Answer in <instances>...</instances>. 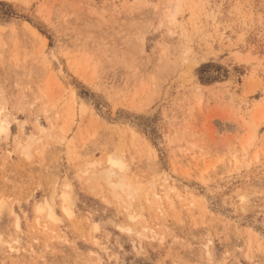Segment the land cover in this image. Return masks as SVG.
I'll return each instance as SVG.
<instances>
[{
	"label": "rangeland",
	"instance_id": "obj_1",
	"mask_svg": "<svg viewBox=\"0 0 264 264\" xmlns=\"http://www.w3.org/2000/svg\"><path fill=\"white\" fill-rule=\"evenodd\" d=\"M0 109V264H264V0H0Z\"/></svg>",
	"mask_w": 264,
	"mask_h": 264
},
{
	"label": "bare ground",
	"instance_id": "obj_2",
	"mask_svg": "<svg viewBox=\"0 0 264 264\" xmlns=\"http://www.w3.org/2000/svg\"><path fill=\"white\" fill-rule=\"evenodd\" d=\"M0 110H1V109H0ZM3 116H4V115H3ZM3 116L1 117V115H0V129L4 127V124H3V123H4L5 119H4V121H3ZM2 121H3V122H2ZM5 123H6V121H5ZM5 125H6V124H5ZM4 129H7L6 126H5ZM3 132H5V130H4ZM113 163H114V161H113ZM116 164H117V163H116ZM120 165H121V163H120ZM119 186L122 187V183H120ZM130 193H131V192H130ZM127 195H128V194H127ZM127 195H126V196H127ZM129 195H130V194H129ZM129 195H128V196H129ZM126 202H127V200H126ZM128 202H129V201H128Z\"/></svg>",
	"mask_w": 264,
	"mask_h": 264
}]
</instances>
